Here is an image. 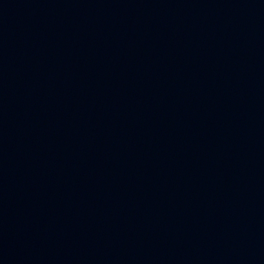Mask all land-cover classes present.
<instances>
[{"label": "water", "instance_id": "water-1", "mask_svg": "<svg viewBox=\"0 0 264 264\" xmlns=\"http://www.w3.org/2000/svg\"><path fill=\"white\" fill-rule=\"evenodd\" d=\"M0 264H264V0H0Z\"/></svg>", "mask_w": 264, "mask_h": 264}]
</instances>
